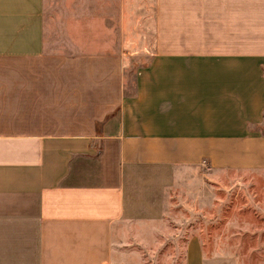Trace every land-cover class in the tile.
Listing matches in <instances>:
<instances>
[{
	"label": "crops",
	"instance_id": "0c3cea01",
	"mask_svg": "<svg viewBox=\"0 0 264 264\" xmlns=\"http://www.w3.org/2000/svg\"><path fill=\"white\" fill-rule=\"evenodd\" d=\"M77 1L64 42L47 0H0V264H159L190 168H264V0H158L131 93L141 1Z\"/></svg>",
	"mask_w": 264,
	"mask_h": 264
},
{
	"label": "rangeland",
	"instance_id": "374dc122",
	"mask_svg": "<svg viewBox=\"0 0 264 264\" xmlns=\"http://www.w3.org/2000/svg\"><path fill=\"white\" fill-rule=\"evenodd\" d=\"M140 1L139 21H125L124 27V48L131 60L125 74L127 93L133 90L134 72L155 54L158 0ZM71 3L47 0V38L63 40L61 30L66 26L80 29V25L74 27L77 21L67 19L71 14H61ZM75 4V8L84 5L81 0ZM175 6L179 8L178 1ZM173 15L178 18V13ZM110 24L115 28L116 21ZM185 175L186 180L177 182L167 197L165 212L172 232L181 238L165 246L166 256L159 264H185V246L191 235L202 241L205 264H264V168L215 170L204 166L190 168ZM173 254V259L167 258Z\"/></svg>",
	"mask_w": 264,
	"mask_h": 264
}]
</instances>
